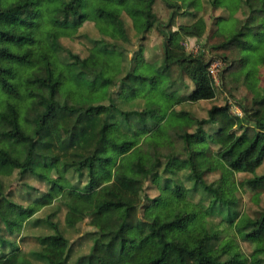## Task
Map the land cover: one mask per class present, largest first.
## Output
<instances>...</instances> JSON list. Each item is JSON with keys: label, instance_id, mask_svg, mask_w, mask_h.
I'll list each match as a JSON object with an SVG mask.
<instances>
[{"label": "trees", "instance_id": "obj_1", "mask_svg": "<svg viewBox=\"0 0 264 264\" xmlns=\"http://www.w3.org/2000/svg\"><path fill=\"white\" fill-rule=\"evenodd\" d=\"M232 1L0 0V231L12 232L4 211L24 226L34 213L10 200L6 178L37 179L59 193L57 180L70 176L65 188L94 193L85 211L65 205L64 228L53 213L31 219L21 239L30 238L34 248L23 251L0 234V264H159L166 252L173 264H264V205L249 214L237 196V183L247 184L255 200L264 188V169L258 170L264 161V0ZM158 2L170 11L169 23L159 26V76L127 71L116 87L101 75V65L86 63L61 43L86 21L104 30L107 15L123 28L122 12L144 33L158 22ZM205 5L224 7L229 16L212 14L218 42L186 52L183 37L205 32L199 15ZM236 13L237 27L229 22ZM177 15L189 19L171 30ZM171 45L183 52L172 54ZM219 49L237 50L239 65L263 95L248 107L235 100L241 115L224 103L198 118L190 106L216 96L209 66ZM215 56L229 62L224 54ZM165 76L168 93L155 85ZM146 80L153 81L151 100L143 106L135 98ZM199 132L203 142L197 147L192 138ZM209 174L218 177L208 180ZM238 174L248 177L238 182ZM196 191L206 195L205 204L192 202ZM83 219L91 228L80 234ZM232 243L236 249L229 254L225 247ZM55 247L63 248L61 256L52 254Z\"/></svg>", "mask_w": 264, "mask_h": 264}, {"label": "rangeland", "instance_id": "obj_2", "mask_svg": "<svg viewBox=\"0 0 264 264\" xmlns=\"http://www.w3.org/2000/svg\"><path fill=\"white\" fill-rule=\"evenodd\" d=\"M238 2V0H233L232 4L235 6L238 5ZM39 3L40 1H37V4ZM154 13L158 19L159 25L157 21V23H152L149 29L144 33L136 32L133 28L131 18L122 12V17L125 22L123 23L125 36L122 31L123 28L120 27L118 23L111 18V16L107 15V21L102 22L104 30L100 31L98 27L94 26V21H86L76 32L74 38L63 37L61 38V43H63L67 48L78 53L79 57L84 59L86 63L93 64L96 62L98 65H101V75L113 81L115 85H117L116 80L120 76H123L125 72L131 70L138 74L143 73L145 76L157 75L161 70L159 65H163L161 55L163 53L164 46V36L160 32L159 26H166L169 23L168 19L170 11L166 9L160 2H158L154 6ZM212 14L213 16L220 15L226 18L229 16V11L224 7H218L213 10L209 6L205 5L203 12H199V15H202V17L207 22L205 32L201 37L198 38L184 36L183 40L181 41L184 51L196 53L204 43L211 44L218 42L219 37L212 33L214 28L211 20ZM234 17L230 18L229 20L231 25H235V23H238L240 20L238 18V13H236ZM188 19L189 17L177 15L174 20V25L170 26L171 30L177 29L179 24L186 23ZM235 26L237 27V25ZM95 38H99L100 42L91 44L89 39ZM113 46L114 48H112ZM174 46L171 45L169 47L172 54L179 55L183 52V50H177ZM104 47L113 50L111 51L112 54L104 53ZM212 52L213 50L205 51L208 57H211L210 55L214 53L220 55L224 54L229 58V62L224 63V60H222L219 56H215L216 54L214 55V57L217 59L213 60L211 64H214L217 61L220 62V65L215 67V72L217 73L214 77L216 96L210 100L192 103L190 106L191 112L196 117L200 118L205 116L206 109L212 105H222L227 103L230 105L233 114L241 115L240 110L235 104V100L241 99L242 103L246 107L250 106L253 99H258L263 95L261 85L246 76L247 67L239 65V57L237 56L238 53L236 49H233L232 51L228 49H219L217 52ZM105 57L107 59H105ZM172 69L175 71L173 73L175 82L181 81L182 79H180L179 73H176L177 69L175 67ZM159 75L161 74H158V76ZM160 79L157 78L155 81L157 83L155 84L156 87L163 88L162 90H159L160 92L165 91V93H168L171 90V88L168 87L170 83V81H168L169 79L166 78V76L162 81H160ZM184 81L187 82L185 79ZM151 82L153 81L146 80L145 83L140 86V94L135 98V102L139 101L141 102V105L144 106V102L149 101L148 98L151 100V98L148 96ZM116 87H118V85ZM153 91L154 90H152V92ZM183 105L188 108L187 104ZM192 142L198 147V145L203 142V134L199 132L198 134L194 135ZM263 169L264 161L258 170L261 171ZM52 177L53 179H56L57 175L52 174ZM217 177L218 174H209L208 180H213ZM244 177L247 178L248 176L245 174H238L236 179L239 182V180L243 179ZM9 178L5 179V183L7 186L6 188L8 189L7 195L9 196L10 200L17 204H21L22 206L30 207L34 213L30 220L25 222L24 226L22 224H18L16 216L9 215L10 212L7 210L4 211L7 219L10 221L9 226L12 228V232H9L4 228L1 229L0 234L6 239L16 241L23 251L34 248L36 245V243L30 238H27L23 241L21 239L31 219L36 217H46L47 215L53 213V220L57 221L60 226L64 228L65 216L67 213V208L65 205H70L81 211L91 208L94 193L79 194L65 188L64 185L67 180L69 181L70 176L67 177V180L64 178L57 180V182L62 186L61 192L59 193L49 191L48 185L44 181H39L33 178H28L26 180ZM150 186L151 188L149 190V194L155 195V193H157V189L154 187V185ZM237 186V196L240 199L242 209H244L246 213L251 214L252 211L258 206L264 205V188L256 190L258 191L260 198L255 200L256 196H254V191L251 190L247 184L244 183L241 186L237 183ZM35 197H39L38 202L34 201ZM205 197V194L196 191L192 197V202L198 203L199 201H203L205 204L206 201L202 200ZM72 217L73 219L77 218L76 216ZM78 220L79 219H76L75 222ZM90 228L91 227L89 226L87 219H83L78 223V230L80 234L84 233ZM35 229L36 228L31 227L29 233H33ZM239 246L240 249L245 250L247 253L250 252L246 244H242L240 242ZM225 248L229 254H232L236 249V247H234V243H232L231 246ZM62 249L61 247H55L52 254L61 256L63 252ZM80 250L85 251L86 246H82ZM173 263V256L169 252H166L159 260V264Z\"/></svg>", "mask_w": 264, "mask_h": 264}, {"label": "built area", "instance_id": "obj_3", "mask_svg": "<svg viewBox=\"0 0 264 264\" xmlns=\"http://www.w3.org/2000/svg\"><path fill=\"white\" fill-rule=\"evenodd\" d=\"M211 65H212V66H211ZM218 65H220V62H219V61L215 62L214 64H210V66H209V73H210V75H211L213 78H214L215 75L217 74V73L215 72V67L218 66Z\"/></svg>", "mask_w": 264, "mask_h": 264}]
</instances>
